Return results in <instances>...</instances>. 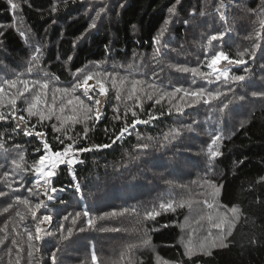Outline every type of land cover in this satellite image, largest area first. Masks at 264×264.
Segmentation results:
<instances>
[{
    "label": "trees",
    "instance_id": "1",
    "mask_svg": "<svg viewBox=\"0 0 264 264\" xmlns=\"http://www.w3.org/2000/svg\"><path fill=\"white\" fill-rule=\"evenodd\" d=\"M19 3L18 10L10 9L8 0H0V80L13 78L17 72L25 71L28 60L34 53V47L42 45L43 57L40 68L50 73L53 83L50 85L48 97L51 99L52 87H70L73 82L72 72L80 68H91L95 62H105L103 66L126 74L127 64H133L136 78L154 80L160 87L171 90L174 85L186 87H206L215 90L221 82L209 83L207 80L195 77L191 73L177 70V65L197 67L203 59L205 51L220 50L221 47L232 58L237 51L251 49L255 40V32L260 31L264 36V29L260 28L257 13L261 12L262 0H14ZM221 11L226 19H220ZM123 4V7L120 5ZM53 5L56 10L52 11ZM103 7L104 11L97 19V27L88 30V25L95 18V13ZM176 7L177 14L172 17L173 23L168 25L163 40L171 43V48L162 49L166 55L153 57V38L164 27V21L169 19V8ZM195 11V15H190ZM254 10V11H252ZM205 13L204 16L200 12ZM189 20L185 25L184 20ZM23 31L27 37L20 35ZM225 31L223 42L213 41L211 46L207 40L211 35ZM261 48L257 50L254 60L249 59L247 65L230 69V75L243 74L242 69L249 67L248 78L244 82L231 84L235 90L220 100H213L211 105L201 103L191 107H184L183 114L173 110L167 114L169 107L167 99L161 105H155L154 100L145 99V111L141 113L135 109L140 118L146 119V113L151 110L159 115L163 108L165 114L147 125H137L131 136L108 149L92 151L83 154L85 162L75 167L79 183L84 187L86 199H79L71 187L72 180L66 166L62 165L54 177L53 186L58 190H65L53 202L47 203L50 210L42 208L38 215L47 211L53 216L52 225H42L43 228L57 230L62 217L68 215L69 220L63 221L65 229L74 228L70 240L59 242L51 237H45L39 243L41 253L34 254L35 259H42L44 264H50L48 256L59 244L57 253L58 264H91V252L94 249L98 256V264H264V97L252 95L253 92H264V39L260 40ZM75 44V47H73ZM106 45L108 51H106ZM174 49V50H173ZM71 57V60H68ZM198 57L200 59H198ZM59 58V59H58ZM202 72L209 71L206 66ZM155 74V75H154ZM34 77L42 78L39 70ZM58 78V79H57ZM193 79L195 83L193 84ZM108 96L111 97L104 104V116L95 127L89 131L88 139L81 140L77 134L83 132L84 125L77 124L71 133L77 147L91 144L110 143L104 132L105 126L119 129L123 120H115L113 108L119 107V114L123 116L124 103L115 100V91L111 84ZM227 91L225 87L223 89ZM78 89L74 95H81ZM30 95L28 93L25 94ZM61 93H56L57 104L60 103ZM240 96L245 99L241 100ZM83 98V97H82ZM67 97H65V100ZM231 100L230 112L223 122L216 124V113L210 109L221 101ZM87 102V101H86ZM131 104L132 102H128ZM176 103V101H173ZM23 97L17 101L18 112L23 108ZM26 115V113H24ZM132 119L131 113L128 114ZM193 121L194 131H188L187 125ZM244 122V126L240 127ZM15 121L11 119L0 121V134L3 135L4 147L0 148V190L9 195L0 197V228L7 222L9 240L6 247H12V238L23 239L22 227L27 226L35 235V222L23 205L15 204V196H26L38 202L35 196L27 192L31 187L32 172L16 169L11 163L19 159L23 153L25 161L30 164L33 159L43 154L42 145L35 135L24 136L23 132L13 133ZM36 123L35 131H43L53 150L62 148L54 139L56 135L51 127L58 122L53 118L43 125L37 123L35 117L30 124ZM91 124V122H89ZM223 128L229 134L222 142V156L212 161L208 167L207 144L211 137L205 129L214 131ZM172 128H182V135L175 138L166 148H160L158 142H164L163 133ZM139 132L141 141H137ZM234 135H230L231 133ZM152 137L153 141H148ZM69 141H66V143ZM140 142L150 143L152 146L145 154L137 146ZM166 143V142H165ZM19 145V148L16 147ZM37 147L41 152H36ZM173 152L186 156L191 164L184 172L176 176H168L172 184L164 182L166 173L163 169L153 168L151 161L167 159ZM167 153V155H166ZM139 156V159L136 157ZM242 161V162H241ZM14 172L10 180L19 191L13 192L3 179V173ZM21 177L23 179H21ZM135 177V179H133ZM205 180L223 184L221 193L216 197V203L223 209L237 207L241 218L227 241L228 248L215 249L211 256L203 254L184 255L181 241L183 224L190 215V204L198 196L205 198L207 185L202 188ZM196 181V183H192ZM23 184V187L20 185ZM184 185V187H180ZM35 191V190H34ZM89 191L94 195L89 196ZM40 199H46L40 196ZM186 201L184 208H177L175 212L161 211L155 221L144 220L145 210L158 208L161 201ZM9 203L13 207L4 212L3 208ZM87 206L92 213L91 227H87L88 217L81 216L75 225L72 218L76 211H82ZM127 208V212H122ZM135 209L136 211H132ZM20 211L25 215L23 222L15 215ZM116 212L117 215H104ZM21 224V237H16L12 228ZM167 224L168 227L163 225ZM85 227L84 232L78 231ZM114 229H119L115 231ZM4 233L0 232V237ZM143 239H150V244L128 249L129 245H140ZM256 240L255 244L250 243ZM26 247V245H25ZM121 253L125 258L120 259ZM15 252L13 251V258ZM0 264H6L8 256L5 248L0 247ZM21 264H27L26 252Z\"/></svg>",
    "mask_w": 264,
    "mask_h": 264
},
{
    "label": "snow or ice",
    "instance_id": "2",
    "mask_svg": "<svg viewBox=\"0 0 264 264\" xmlns=\"http://www.w3.org/2000/svg\"><path fill=\"white\" fill-rule=\"evenodd\" d=\"M10 9L15 12L20 8L19 3L14 2V0H8ZM180 0H175V4H179ZM123 7V4L120 5ZM224 5L221 3L220 8H217V11L220 13V19L225 20V14L221 11ZM56 10V6L53 5L52 11ZM104 11V8L101 7L99 11L95 13V18L91 20V23L88 25V30L95 29L97 27V19L100 18L101 13ZM169 19L164 21V27L160 29L159 34L153 38V57H159L166 55V52H162V49L171 48V43L164 41L163 37L165 32L168 30V25L173 23L172 17L177 14L176 7L169 8ZM254 11V10H252ZM190 15H195V11L190 13ZM201 16H204L203 11L200 12ZM258 21L261 29H264V0H262L261 12L257 13ZM185 25L189 24V20H184ZM3 33H0L2 35ZM226 32L221 31L217 34L211 35L207 40V45L211 46L213 41L220 40L223 42V37ZM22 37H25L26 43L28 42L27 37L23 31L20 32ZM255 40L257 43L253 44L251 49L245 48L242 51H237L236 57H230L226 51L221 47L220 50L205 51L203 59H200V64L197 67H188L184 65H177V70L191 73L192 77H200L207 80L209 83L221 82L220 87H217L215 90H210L206 87H191L184 85H174L171 87V90L160 87L154 80H146L136 78L133 64H127L125 72L126 74H121L119 71H115L118 65H112L113 70H109L103 66L105 62H95L94 66L91 68H80L72 72L73 82L70 87H52V97L49 99L48 92L50 85H52L53 80L50 78V73L42 68L40 64L42 62L43 51L42 45H37L34 47V53L31 55L28 60V66L25 71L17 72L13 78H4L0 80V121H7L11 119L15 121V125L12 129L13 133L23 132L24 136H33L39 138V144L42 145L43 154L39 155L28 164L25 161L23 153L19 154V159H13L11 163L15 165L16 169L21 171H26L30 168L32 172V179L30 181L31 187L27 188V192L36 197L38 202H33L32 199L26 196H15L14 202L18 205H23L27 209V212L30 213L32 221L35 222V235L29 230L27 226L22 227V233L26 236V241L23 239L12 238L10 243L12 247H6V241L9 240L10 233L8 232V223L6 222L3 228H0V232H3V237H0V247L5 248L6 255L8 260L6 264H21V260L26 252L27 264H44L42 259H35L34 254L41 253V247L39 243L42 242L45 237H51L54 240L59 242L68 241L73 235L74 228L68 227L65 229L63 221L69 220V216H72L71 213L62 217L61 223H59L57 230L54 232L51 228H43L42 225H52L53 216L45 211L38 215L42 208L47 209V201H52L55 199L54 194L58 189L53 186L54 177L57 175V170L61 168L62 165L66 166L71 176L72 185L71 187L74 190V194L77 195L79 199H86L84 196V187L79 183L78 177L75 172V166L78 164H83L85 160L83 159L84 153H89L94 150L99 151L101 149L111 148L113 145L117 144L119 141H122L126 136H131L136 130L137 125H147L150 122L159 119V116L165 114L163 108L159 111V115L156 112L149 110L146 115V119L140 118V115L135 109H139L141 113L145 111L143 106V101L145 99L152 101L154 100L153 107L155 105H161L162 101L167 99L169 107L167 108V114L172 115L173 110L177 114H183L184 107H191L198 103H203L206 105H211L213 100H220L221 96H226L229 92H233L235 89L231 87V84L234 82H244L248 78L250 72L249 67H244L242 69L243 74H232L230 75V69L219 68L218 65L221 61H226L228 65H247L248 60L245 59L247 56L249 59L254 60L257 54V50L261 48L260 40L264 39L260 31L255 32ZM75 47V44H73ZM108 46L106 45V51H108ZM174 50V49H173ZM59 59V58H58ZM68 60H71V57H68ZM206 66L209 71L202 72L201 67ZM264 68V65H261ZM39 70V73H42V78H37L33 76L35 71ZM155 75V74H154ZM264 78V77H262ZM58 79V78H57ZM93 81V83H89ZM111 84V88L115 91V100L121 101L124 103V112L123 116L119 114V107H114V117L115 120H123V125L119 129H113L109 135L110 129L108 126H105L104 132L110 139V143H101V144H91L89 146L77 147L75 138L71 134L75 131L77 124H83V132L77 134L79 139L87 140L88 133L92 130L96 124H98L104 116V111L102 103H106L111 97L108 96L109 88L106 87L107 84ZM195 79H193V84ZM227 88V91H224V88ZM78 89H82L81 95H74ZM26 93L30 95H25ZM56 93H61L60 103L57 104ZM252 95H259L264 97V92H253ZM23 97L24 107L21 108L18 112L17 101ZM65 97L67 99L65 100ZM83 97V98H82ZM101 97L104 98L102 102ZM240 99H245L244 96H240ZM87 101V102H86ZM176 101V103H173ZM128 102H132L129 104ZM231 100L227 102L221 101L220 104L214 106L210 109L214 111L217 115L215 122L217 125L221 124L226 115L229 114ZM26 113V115L24 114ZM131 113L132 119L129 120L128 114ZM35 117L37 123L43 125L45 121H51L53 118L58 122L51 125L55 133H61V135H56V139L59 144L62 145V148L58 150H53L51 144L46 138V133L43 131H35L37 124H30L31 118ZM91 122V124H89ZM198 122L193 121L191 125H187L188 131H194V125ZM21 124L24 125L21 128ZM244 126V122L241 123L240 127ZM205 132L208 136L211 137L210 142L207 144V157H208V167H211L212 161L217 157L223 155L221 151L222 142L228 137V133L225 129L217 127L214 131L205 129ZM231 133L230 135H234ZM182 135V128H172L167 133H163V141L158 142L160 148H166L167 144L172 143V141ZM137 141H141V136L139 132H136ZM3 135L0 134V148L4 147ZM148 141H153L152 137H147ZM66 141H69L66 143ZM166 142V143H165ZM152 145L147 142L138 143V148L144 150L147 154V150L150 149ZM19 148V145H16ZM36 152H41V148L37 147ZM167 155V153H166ZM139 159V156L136 157ZM242 162V161H241ZM153 168L163 169L166 175L163 177L166 184H172V181L167 179L168 176L180 175L188 168L191 164V161L188 157L179 154L178 152H173L171 155H167V159H157L151 161ZM14 176V172L10 173L5 171L3 173V179L9 188H12L13 192L19 191L18 188H13L12 184L17 182L15 180H10V177ZM21 179H23L21 177ZM135 179V177H133ZM264 180V177H261ZM192 183H196L193 181ZM204 185H207L208 196L211 198L205 199L203 201L204 205L210 209L214 210L209 212L207 215V220L211 225V228L216 230V233L209 231L203 239L198 241H193L192 235H188L185 240H182L181 243L184 247V255L191 258L196 254H203L205 256H211L213 250L215 249H224L229 247V237L233 235V231L237 226V223L240 221L241 212L237 207H231L228 212H221L219 208L223 207L216 203V197L221 193L223 184L214 183L211 180H205L204 184L201 185L203 188ZM24 185L21 184L20 187ZM184 187V185H180ZM35 190V191H34ZM64 188H60L59 191H64ZM9 195L7 191L0 190V197ZM89 196L94 195L93 192L89 191ZM40 196H44L46 199H40ZM186 201H173L171 199L167 201H161L158 205V208L152 207L151 210H145L143 213L144 220L155 221L158 216L161 215V211L165 212L171 211L175 212L177 208H184ZM190 206V205H189ZM13 207L12 203H9L6 207L3 208L4 212H8ZM128 209L125 208L122 212H127ZM132 211H136L132 209ZM15 215L19 217L20 222H23L25 215L20 211H16ZM104 215H117L116 212L104 213ZM88 217L87 227L92 226V213L89 211L88 207L85 206L82 211H76L75 215L72 218V224L75 225L77 220L81 217ZM199 223V221H198ZM168 227L167 224L163 225ZM21 228V224L17 223L13 228L12 232L15 233L16 237H21V231L18 230ZM85 227H80L78 231L84 232ZM119 231V229H114ZM250 243L255 244L256 240L250 241ZM150 244V239H143L140 242V245H129L128 249H132L138 246H145ZM26 245V247H25ZM59 244L50 252L48 256V261L50 264H58L57 253L60 251ZM13 251L15 252V257L13 258ZM125 258V253H121L120 259ZM2 259V258H0ZM91 264H98V256L95 250L91 252ZM129 264L131 260L129 259Z\"/></svg>",
    "mask_w": 264,
    "mask_h": 264
},
{
    "label": "rangeland",
    "instance_id": "3",
    "mask_svg": "<svg viewBox=\"0 0 264 264\" xmlns=\"http://www.w3.org/2000/svg\"><path fill=\"white\" fill-rule=\"evenodd\" d=\"M89 83L91 84L93 83V81H90ZM101 100L103 102L104 98L101 97ZM103 104L104 103H102V106ZM206 191L207 192L205 194V198H199L197 196L190 204V215L186 218L183 224V240H185L188 235H192L193 241L195 242L203 239V237L206 236L209 231L213 232V234L216 233V230L211 228V225L207 220V215L209 214V212H213L214 214V210L208 209L203 203L205 199H209V201L211 202V198L208 196V188L206 189ZM54 200L47 201V203L53 202ZM47 210H50L49 207H47ZM219 211L228 212V209H223L221 207L219 208Z\"/></svg>",
    "mask_w": 264,
    "mask_h": 264
},
{
    "label": "bare ground",
    "instance_id": "4",
    "mask_svg": "<svg viewBox=\"0 0 264 264\" xmlns=\"http://www.w3.org/2000/svg\"><path fill=\"white\" fill-rule=\"evenodd\" d=\"M230 66L231 65H228L226 61H221L220 64L218 65L219 68H225V67L229 68ZM21 125H23V124H21ZM62 192L63 191H59L58 190L56 193H54L52 195H54L55 196V199H56V198H58L61 195Z\"/></svg>",
    "mask_w": 264,
    "mask_h": 264
},
{
    "label": "clouds",
    "instance_id": "5",
    "mask_svg": "<svg viewBox=\"0 0 264 264\" xmlns=\"http://www.w3.org/2000/svg\"><path fill=\"white\" fill-rule=\"evenodd\" d=\"M236 66H241V65H231L230 67H229V69H232V68H234V67H236ZM105 104V103H104ZM104 104H103V106L102 107H104ZM23 126H21V128H22Z\"/></svg>",
    "mask_w": 264,
    "mask_h": 264
},
{
    "label": "water",
    "instance_id": "6",
    "mask_svg": "<svg viewBox=\"0 0 264 264\" xmlns=\"http://www.w3.org/2000/svg\"><path fill=\"white\" fill-rule=\"evenodd\" d=\"M21 126H23V127H24V125H21ZM50 195H51V193H50Z\"/></svg>",
    "mask_w": 264,
    "mask_h": 264
},
{
    "label": "built area",
    "instance_id": "7",
    "mask_svg": "<svg viewBox=\"0 0 264 264\" xmlns=\"http://www.w3.org/2000/svg\"><path fill=\"white\" fill-rule=\"evenodd\" d=\"M76 166H77V165H76ZM76 166H75V167H76Z\"/></svg>",
    "mask_w": 264,
    "mask_h": 264
}]
</instances>
